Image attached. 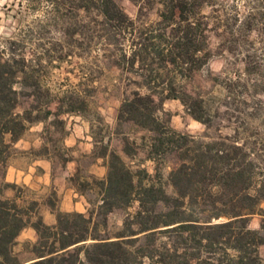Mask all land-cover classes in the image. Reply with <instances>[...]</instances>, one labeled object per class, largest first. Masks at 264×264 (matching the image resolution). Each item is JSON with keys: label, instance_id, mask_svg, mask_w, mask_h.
I'll use <instances>...</instances> for the list:
<instances>
[{"label": "rangeland", "instance_id": "1", "mask_svg": "<svg viewBox=\"0 0 264 264\" xmlns=\"http://www.w3.org/2000/svg\"><path fill=\"white\" fill-rule=\"evenodd\" d=\"M114 1L136 28L159 20L158 0H143L141 15L134 1ZM200 16L209 24L211 56L191 78H175V84L196 100L195 110L209 126L194 120L189 111H194L192 106L188 109L178 100L164 101L156 115L165 128L195 141L215 142L221 136L231 143L239 138L238 142L247 143L254 152L257 177L264 170V0H209ZM118 28L105 22L96 10H80L71 0L58 8L44 0H0V64L6 65V76L18 92L14 112L32 121L19 139L36 145L41 140L44 147L39 154L52 159L53 174L62 178L64 171L73 170L68 169L69 155L60 144L64 120L76 118L71 126L77 125L79 131L88 121L99 143L97 154L109 147V152L114 151L144 185H162L171 197L174 191L168 175L178 164L175 153L165 152L153 160L149 146L155 133L117 117L122 99L140 90V74L145 72L138 65L134 69L126 65L123 54H129L131 37ZM5 140L10 143L7 160L20 151L9 135ZM84 148H77L76 156L82 155ZM82 157L73 179L85 185L79 179L88 176L90 159ZM6 160L0 164V199H16L21 208L37 202L36 212L26 217L30 223L40 217L45 199L54 209L56 198L51 190L45 199V195L40 198L19 187L14 188V197H4ZM97 182L93 179L90 184L97 187ZM88 197L94 210L97 196L90 193ZM137 206L134 202L128 208L115 209L108 215L107 231L119 232L123 220ZM260 208L264 210V201ZM261 224L264 214L250 218L251 229H259ZM29 228L27 225L20 232L12 248L21 261L33 257L28 249L36 242L37 234L29 233ZM260 254L264 257L263 248Z\"/></svg>", "mask_w": 264, "mask_h": 264}, {"label": "trees", "instance_id": "2", "mask_svg": "<svg viewBox=\"0 0 264 264\" xmlns=\"http://www.w3.org/2000/svg\"><path fill=\"white\" fill-rule=\"evenodd\" d=\"M44 1L56 8L67 2ZM131 1L141 15L143 0ZM158 1L159 20L141 29L114 0L71 4L96 10L131 37L123 59L130 69L138 65L145 71L140 74L143 84L122 99L117 117L155 133L149 146L153 160L175 153L178 164L168 175L174 195H166L162 185H144L110 151L106 179L97 182L100 203L87 215L57 211L53 226L40 217L30 223L26 217L36 212L37 202L21 208L16 199H0V264H264V224L249 227L251 217L264 214V170L255 176L254 152L239 138L231 143L221 136L215 142L195 141L168 130L156 115L164 101L178 100L188 109L192 106L194 120L209 126L195 110L196 100L175 84V78H191L211 56L209 24L200 16L209 0ZM154 64L159 66L152 69ZM5 68L0 64V164L10 149L6 135L16 142L32 123L14 112L18 92ZM134 202L137 210L123 220L119 232L110 234L108 215ZM27 225L37 240L28 249L33 257L21 261L12 248Z\"/></svg>", "mask_w": 264, "mask_h": 264}, {"label": "crops", "instance_id": "3", "mask_svg": "<svg viewBox=\"0 0 264 264\" xmlns=\"http://www.w3.org/2000/svg\"><path fill=\"white\" fill-rule=\"evenodd\" d=\"M72 121L76 122V118H68L64 120V132L60 140L62 151L69 155L66 165L68 169L73 167L72 172L64 171L62 178H57L53 174V162L47 155L39 154L40 149L44 147L40 140L38 144L26 141L21 138L17 140L13 146L20 151L14 153L6 160L5 173L3 181L6 185L4 190L5 198H12L15 195L14 188H22L32 194L45 195L47 191H53L55 207L49 204L48 199L40 206V217L45 225L53 226L56 223V212L63 213H80L87 215L90 209L88 194L94 193L97 196L96 205L100 203L101 191L99 187L91 185V180L104 181L106 179L109 162V147L106 148L105 155L96 153L95 134L93 126L87 121L83 130H78L77 125H72ZM83 124V120H81ZM105 144V142H103ZM84 146V152L80 156H76L77 148ZM35 147V148H33ZM86 155L90 159L88 165V176L80 178L82 184L74 182V171L80 167V158ZM70 167V168H69ZM90 174V176H89ZM83 186L85 187L83 190ZM28 232L36 235L33 228H29Z\"/></svg>", "mask_w": 264, "mask_h": 264}]
</instances>
